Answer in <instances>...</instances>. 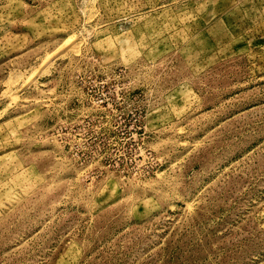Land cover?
<instances>
[{"label": "rangeland", "instance_id": "rangeland-1", "mask_svg": "<svg viewBox=\"0 0 264 264\" xmlns=\"http://www.w3.org/2000/svg\"><path fill=\"white\" fill-rule=\"evenodd\" d=\"M0 264H264V0H0Z\"/></svg>", "mask_w": 264, "mask_h": 264}, {"label": "bare ground", "instance_id": "bare-ground-1", "mask_svg": "<svg viewBox=\"0 0 264 264\" xmlns=\"http://www.w3.org/2000/svg\"><path fill=\"white\" fill-rule=\"evenodd\" d=\"M68 42V41H67Z\"/></svg>", "mask_w": 264, "mask_h": 264}]
</instances>
